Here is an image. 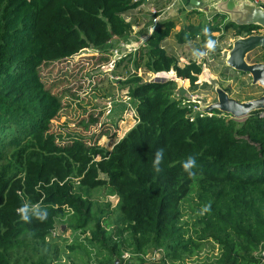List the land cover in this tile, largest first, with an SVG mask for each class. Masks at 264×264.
Returning a JSON list of instances; mask_svg holds the SVG:
<instances>
[{"label":"trees","instance_id":"1","mask_svg":"<svg viewBox=\"0 0 264 264\" xmlns=\"http://www.w3.org/2000/svg\"><path fill=\"white\" fill-rule=\"evenodd\" d=\"M143 2L0 0V264H64L58 223L84 234L67 246L66 264H83L77 252L86 264H117L124 251L131 264H185L207 245L218 252L200 264H264V109L240 122L218 109L200 114L176 97L175 80L137 74L173 71L194 89L201 64L179 65L166 48L169 38L204 45L213 33L246 37L259 26L218 12L190 21L203 14L197 9L183 24L164 18L135 52L114 62L112 71L126 74L118 83L136 123L110 149L77 137L61 144L50 131L61 101L41 67L113 38L129 41L126 16ZM161 148L156 173L152 161ZM188 156L196 158L192 175L182 168ZM100 189L116 196L114 206L94 198ZM25 204L46 208L47 219L22 221L17 209ZM158 249L155 259L140 256Z\"/></svg>","mask_w":264,"mask_h":264},{"label":"rangeland","instance_id":"2","mask_svg":"<svg viewBox=\"0 0 264 264\" xmlns=\"http://www.w3.org/2000/svg\"><path fill=\"white\" fill-rule=\"evenodd\" d=\"M199 1L203 3L200 5L203 14L200 17L193 16L192 19L197 20L199 18V20L207 22L213 13V1ZM226 16V21H228L229 16ZM262 30H259L258 34H264V28ZM213 35L216 37L214 40L216 42L215 50L203 58H197L192 54L193 50L197 49L207 51L198 40L179 45L171 37L166 44L167 50L173 52L177 57L179 65H183L190 59L201 64L198 87L190 89L187 81L176 78L173 71L152 73L139 69L137 74L148 81L175 80L177 82L176 92L179 93L176 97L182 95L185 103L188 102L193 106L194 111H198L200 114L209 112L208 108L218 100L219 91L225 92L229 97L241 102L264 94V88L258 83H253L248 74L241 75L225 63L232 42L239 37H235L230 31L221 35L218 33ZM116 43L117 41L113 40L106 44V47L83 49L69 59L41 67L40 73L45 86L50 88L52 93L58 96L61 101V109L51 121L50 127L51 132L62 138L59 143H69L72 137H77L83 139L86 144L110 149L136 123L134 105L130 101L126 89H121L115 78L116 75L125 76L126 74L111 69L113 51L118 49L115 46ZM136 45H128L126 48L132 49L133 46L137 48L140 44ZM259 49L261 48L259 47L246 55L247 63L264 60L262 59L264 58V48ZM103 57H107L109 60H105ZM244 119L235 120L240 122ZM94 198L100 202L109 201L112 206L117 202L116 196L108 194L105 189L97 191ZM185 210L189 211L187 207ZM77 234L72 229H65L63 223H58L56 226V235L60 236V259L64 264L67 262L65 255L70 253L67 246L75 243V238L83 239L84 237V234H79L78 237ZM217 252L216 246L207 245L197 255L187 258L185 264H200L205 260L204 257L215 256ZM75 259L86 264L79 252L76 253Z\"/></svg>","mask_w":264,"mask_h":264},{"label":"water","instance_id":"3","mask_svg":"<svg viewBox=\"0 0 264 264\" xmlns=\"http://www.w3.org/2000/svg\"><path fill=\"white\" fill-rule=\"evenodd\" d=\"M213 12L229 16V21L238 25H256L264 28V9L249 0H212ZM192 6L202 4L199 0H190ZM264 48V34H250L236 38L227 52L225 63L233 70L247 73L253 83L264 88V62L247 63L246 55L257 48ZM154 81V80H153ZM152 82V81H150ZM180 83V82H179ZM183 93V92H182ZM218 100L208 109H218L234 119L246 118L254 110L264 109V94L257 98L237 101L225 92H218Z\"/></svg>","mask_w":264,"mask_h":264},{"label":"crops","instance_id":"4","mask_svg":"<svg viewBox=\"0 0 264 264\" xmlns=\"http://www.w3.org/2000/svg\"><path fill=\"white\" fill-rule=\"evenodd\" d=\"M200 5L192 6L190 4V0H144V2L139 7L132 10L126 16L127 20L131 22V28L127 33L128 34L127 38H129V41L124 42V39L118 40V38H113L111 41L113 40L117 41L115 46H118L121 42H124L125 44H127V46L132 45V44L134 45L137 44L136 46H138L139 44H141L146 38V36L154 28L152 21H151L152 15L149 11L150 7H158L159 9L166 10L165 19H176L180 23L183 24L184 22H186V16H185L186 12L191 9L200 10L201 8ZM258 7L262 8L260 6ZM195 17H198V16H195ZM193 20L194 19H190V21H193ZM180 26L181 25L178 24L175 27V29L178 30ZM167 41H170V40L168 39ZM167 41L165 42V44L168 43Z\"/></svg>","mask_w":264,"mask_h":264},{"label":"clouds","instance_id":"5","mask_svg":"<svg viewBox=\"0 0 264 264\" xmlns=\"http://www.w3.org/2000/svg\"><path fill=\"white\" fill-rule=\"evenodd\" d=\"M203 31L205 34H207L208 29L205 28L203 29ZM215 47H216V42L213 39L208 38L204 43V48L207 49V51H201L197 49V50H193L192 54L193 56L197 58H203L209 52L214 51ZM163 156H164V149L162 148L158 149L154 154V159L152 161V167L156 173H159L161 171L160 165H161ZM194 167H196V158L194 156H188V158L182 162V168L186 173H188V175H192V169ZM17 213L19 215V218L26 223H30L33 218L38 219L39 221H44L47 219V216H48L47 209L44 207H41L40 205L29 207L27 204H25L24 206H21L17 209Z\"/></svg>","mask_w":264,"mask_h":264},{"label":"built area","instance_id":"6","mask_svg":"<svg viewBox=\"0 0 264 264\" xmlns=\"http://www.w3.org/2000/svg\"><path fill=\"white\" fill-rule=\"evenodd\" d=\"M249 1L253 2L256 6H260V7L264 8V0H249ZM150 13L152 15L151 21H152L153 26L157 25L166 16V14H165L166 10L157 9L154 7H152L150 9ZM126 46H127V44H125L124 42H121L119 44V47L118 46L116 47L118 49H115L113 51L114 57H113L112 62H111L112 68L114 67V62L116 61V59L119 58L123 53L130 52V51L135 52L136 48L132 47V49H128V48H126ZM120 49H121V51H120ZM127 50H130V51H127ZM115 78L117 81L120 79L123 80V77L119 76V75H116ZM108 104L110 106L109 102H108ZM55 234H56V232H55ZM160 254H161V250L158 249V250H152V251H150L144 255L141 254L140 256H143L146 259H155L158 256H160ZM129 259H131V254L128 251H124V252H122V255L120 256V258L116 260V262H117V264H127L129 262Z\"/></svg>","mask_w":264,"mask_h":264},{"label":"flooded vegetation","instance_id":"7","mask_svg":"<svg viewBox=\"0 0 264 264\" xmlns=\"http://www.w3.org/2000/svg\"><path fill=\"white\" fill-rule=\"evenodd\" d=\"M259 30L263 31L262 29H259ZM259 30H258V31H259ZM258 31H257V33H258Z\"/></svg>","mask_w":264,"mask_h":264}]
</instances>
